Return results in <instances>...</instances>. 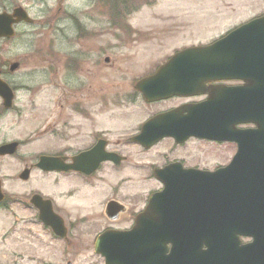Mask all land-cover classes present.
<instances>
[{
  "label": "flooded vegetation",
  "instance_id": "obj_1",
  "mask_svg": "<svg viewBox=\"0 0 264 264\" xmlns=\"http://www.w3.org/2000/svg\"><path fill=\"white\" fill-rule=\"evenodd\" d=\"M60 2L50 13L45 0H0V14L11 22V37H0V122L41 141H0V148L15 144L0 154V217L9 216L11 236L30 250L13 252L9 264L54 257L105 264L109 241L99 244L105 234L209 230L206 214L188 212L197 205L188 201L191 190L264 184V146L250 132L257 126L237 114L250 95L242 89L263 86V74L194 85L183 66H165L185 48L162 56L134 48L151 35L130 25L138 9L130 0H90L82 10ZM98 5L106 16L94 13ZM17 9L24 19L12 16ZM263 20L264 12L240 26ZM5 25L0 20V31ZM20 39L29 47L2 58L11 55L3 47ZM210 101L221 107L218 121L200 109ZM210 127L218 139L205 137ZM3 162L10 164L4 174ZM235 205L240 221H255L254 209L242 213L240 200ZM250 243L241 238L224 253L238 263L252 259L257 251Z\"/></svg>",
  "mask_w": 264,
  "mask_h": 264
},
{
  "label": "water",
  "instance_id": "obj_2",
  "mask_svg": "<svg viewBox=\"0 0 264 264\" xmlns=\"http://www.w3.org/2000/svg\"><path fill=\"white\" fill-rule=\"evenodd\" d=\"M3 18L0 16V19ZM167 66H183L181 72L193 76L194 85L210 79L218 80L223 76L235 77L256 71L264 75V20L246 24L211 45L186 49L175 55ZM258 80L263 82V86L258 84L257 87L244 90L250 95L247 100L242 101L237 114L242 118L246 117L242 121L252 122L258 127L256 132H252V137L257 138L258 145L264 146V77H258ZM229 108L226 107V112ZM200 109H208L207 113H214L215 120H219L221 107L217 101H211ZM203 131L206 137L220 134L218 129L211 131V127L209 130L204 128ZM14 146L15 144L1 147L0 154L10 153ZM221 173L210 175V181L217 180ZM240 191L241 197L236 198V193ZM191 192L196 193V190ZM155 198L150 202L149 214L154 212ZM188 200L197 203L188 212H200L209 217V230L168 233L135 230L126 234L105 235L101 241L108 239L110 244V253H103L106 264H127L128 260H139V264H153L152 260H157L159 252L161 260L166 262L163 264H264V184H253L252 188L247 183H210L201 187L197 195H190ZM237 200L241 202L242 213L252 209L256 211L253 223L239 220L235 205ZM221 227L230 230L223 231ZM242 236L253 238V243L247 248L254 249L257 253L254 258L238 263L233 255H225L224 252L234 250L239 244L238 238ZM167 242L171 243V250L166 257Z\"/></svg>",
  "mask_w": 264,
  "mask_h": 264
},
{
  "label": "rangeland",
  "instance_id": "obj_3",
  "mask_svg": "<svg viewBox=\"0 0 264 264\" xmlns=\"http://www.w3.org/2000/svg\"><path fill=\"white\" fill-rule=\"evenodd\" d=\"M11 0H1L7 4ZM19 1V0H15ZM25 1V0H24ZM41 2L43 0H28ZM74 10H82L86 1L90 0H65L64 3ZM98 1L99 0H91ZM119 0H113L118 2ZM60 0H45V11L50 13L57 12ZM62 4V6L64 5ZM131 4L138 5L139 8L131 15L130 25L140 32H145L148 38L141 41L137 46L138 50L150 51L153 55L162 56L172 52L173 49L186 48L191 46L208 45L225 35L228 31L236 28L242 22L260 15L264 0H130ZM98 18L106 16L103 5H98ZM152 29V31H149ZM28 40H13L5 45L4 49H10V54L2 58L12 59L16 52L28 48ZM9 121L0 122V141L5 140H27L30 136H25L23 130L19 129L16 134L8 130ZM32 136L27 144L35 142L34 145L41 143L35 141ZM23 151H34L33 149H23ZM215 158L210 153V160ZM19 168V166H18ZM10 169V164L3 162L1 173ZM19 246L17 249L15 246ZM17 237L11 236V224L8 215L0 217V264H9L14 260L15 253L24 251L30 252L20 247ZM22 246V244H21ZM6 258V259H4ZM5 260V263L3 261ZM8 261V262H6ZM67 261V260H66ZM94 260H69L71 264H89ZM19 264H66L65 260L49 258V260H18Z\"/></svg>",
  "mask_w": 264,
  "mask_h": 264
}]
</instances>
